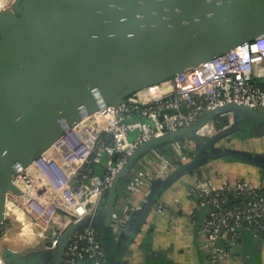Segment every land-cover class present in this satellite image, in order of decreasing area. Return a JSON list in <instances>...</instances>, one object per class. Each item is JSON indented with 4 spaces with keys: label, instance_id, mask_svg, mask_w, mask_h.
<instances>
[{
    "label": "water",
    "instance_id": "95a60500",
    "mask_svg": "<svg viewBox=\"0 0 264 264\" xmlns=\"http://www.w3.org/2000/svg\"><path fill=\"white\" fill-rule=\"evenodd\" d=\"M263 31L264 0H14L1 9L0 221L7 190L19 191L14 180L20 170L82 115L119 103ZM228 111L234 113L233 122ZM219 115L224 127L217 133L196 132ZM251 121L264 122V109L230 102L207 110L187 128L144 141L97 211L71 223L55 247L46 244L28 256L5 248L4 264H61L72 232L86 224L102 231L106 264H128L131 244L153 203L183 174L215 158L248 162L264 172V151L216 145ZM184 137L197 140V155L153 182L151 193L115 241L110 216L125 178L129 181L132 175L131 166L148 148L167 147L173 153L169 143Z\"/></svg>",
    "mask_w": 264,
    "mask_h": 264
},
{
    "label": "built area",
    "instance_id": "2783aa9c",
    "mask_svg": "<svg viewBox=\"0 0 264 264\" xmlns=\"http://www.w3.org/2000/svg\"><path fill=\"white\" fill-rule=\"evenodd\" d=\"M14 0H0V10ZM230 102L264 109V31L223 54L214 55L176 75L148 84L119 103L104 104L82 115L43 152L31 166L26 165L14 182L19 191L7 190L2 222L10 213L24 220L34 216L43 228L52 222L56 228L46 238L55 247L64 230L81 217L97 211L129 156L141 143L169 131L197 123L209 109ZM230 122L234 113L228 111ZM220 115L200 125L196 132L213 135L223 128ZM137 128L135 138L129 133ZM176 153L151 149L155 166H141L127 183L122 200H117L110 216L112 233L120 236L130 214L138 210L152 191L156 179L167 177L176 167L194 158L199 144L184 137L171 145ZM264 149V144H263ZM107 160L104 163L103 154ZM97 166L102 167L97 171ZM197 167L188 191L195 210L204 212L199 230L210 264L232 255L248 229L264 234V173L249 172L227 176L221 169L202 171ZM168 201L158 199L152 209L168 210ZM41 230L39 234H43ZM102 231L86 224L75 229L65 246L61 264H106Z\"/></svg>",
    "mask_w": 264,
    "mask_h": 264
},
{
    "label": "crops",
    "instance_id": "0c3cea01",
    "mask_svg": "<svg viewBox=\"0 0 264 264\" xmlns=\"http://www.w3.org/2000/svg\"><path fill=\"white\" fill-rule=\"evenodd\" d=\"M232 161L224 159V166L233 168L228 170L230 172L228 174L221 169L227 176L233 177L247 172L257 175L262 172L258 166L256 167L259 169L256 168L254 173V168L251 169L247 165L245 168L240 161L236 163ZM155 163L156 160L152 163L153 165L147 163L143 165L152 168ZM210 163L202 166L203 172H207L210 168L220 169ZM192 176L194 177L193 173H191ZM190 183H187L186 191ZM124 195L125 193L122 194L123 197ZM123 197L118 200H122ZM162 200L167 201L166 198ZM173 200L168 202L167 211L154 210L152 219L146 221L143 233L131 244L133 252L130 254L128 264H210L206 257V249L203 247L204 236L199 230V222L204 210L200 208L195 210L194 201L184 205L175 197ZM218 264H264V234L254 236L250 230L245 229L236 251Z\"/></svg>",
    "mask_w": 264,
    "mask_h": 264
},
{
    "label": "rangeland",
    "instance_id": "374dc122",
    "mask_svg": "<svg viewBox=\"0 0 264 264\" xmlns=\"http://www.w3.org/2000/svg\"><path fill=\"white\" fill-rule=\"evenodd\" d=\"M138 132V129L135 128L132 131H130L129 136L130 138H135L136 134ZM257 134V133H252ZM252 136V135H251ZM200 143L203 142L202 138H199ZM233 144V143H232ZM236 146L235 147H244V149L252 150V151H264L263 144H264V135H260L256 138H248L242 142V140H235ZM169 145H174V141H171ZM173 153H176V150L173 151ZM104 157V163L107 160L106 153L103 154ZM156 160V157L154 154H152L150 148L146 150V152L136 160V162L131 166L130 174L134 171L138 170L141 166H143L144 163H147L149 165H153ZM233 163L239 162V161H232ZM210 163V162H208ZM232 163V165H233ZM212 165L220 167L225 173H230L228 170H233L232 167L227 168L224 166V159L221 158H215L210 163ZM240 164H242L244 167L245 165L249 166V168H254V173H256V166L253 164H250L248 162L240 161ZM246 168V167H245ZM236 169V168H234ZM259 169V168H257ZM102 167L97 166V171H101ZM236 171V170H235ZM238 172V171H236ZM192 172H187L183 174L181 177H179L177 180H175L172 184H170L164 192L161 194L160 198H166L167 201H174L173 197H175L178 200L182 201L184 205H189L194 201V198L190 196V193H187L186 186L187 183H190L193 180V176L191 177ZM191 177V178H190ZM191 179V180H190ZM128 179L125 178L123 185L120 189V192L117 196V198L123 197L122 194L126 192ZM186 191V193H185ZM184 194L187 196H184ZM118 200V199H117ZM192 201V202H191ZM136 211H133L130 216L129 220H131L134 217ZM155 214V211L152 209L148 216L147 220L149 221L152 219L153 215ZM151 218V219H150ZM30 224L32 227V232L30 235L25 236L24 234H21V230L23 227V223L21 222V218H18L16 214L10 213L8 218H6L3 222L0 221V260H3L2 252L5 248H11L18 250L20 252H27L32 249L40 248L46 246V238L51 234V231L56 228L57 223L52 222L48 225H45L46 228H43L44 225H42L41 222H39L34 216H27L24 220V224ZM146 222H144L141 231L138 233L137 237H140L143 233L144 227ZM29 226H27L25 229L31 230ZM41 230H44L43 234H39ZM50 262V261H49Z\"/></svg>",
    "mask_w": 264,
    "mask_h": 264
},
{
    "label": "flooded vegetation",
    "instance_id": "af4514ba",
    "mask_svg": "<svg viewBox=\"0 0 264 264\" xmlns=\"http://www.w3.org/2000/svg\"><path fill=\"white\" fill-rule=\"evenodd\" d=\"M252 133H257V134H252ZM263 133H264V122L251 121L247 124H244L243 126H239V128L235 132L228 134L226 137H224L220 141L216 142V145L220 146V147L244 148L245 146L244 147H235L236 146V144H234L235 140H242V142H243L244 140H246L248 138H256V137H259L260 135H264ZM113 236H114V240L118 241V237L116 238V236L114 234H113ZM43 248H45V246L40 247V248H36V249H32V250H29L27 252H20L19 251V253L22 256H28V255H30L34 252H37ZM2 256H3V252H2ZM125 257H127V254L123 258L125 259ZM48 260H50V259H48ZM120 264H127V263L122 260L120 262Z\"/></svg>",
    "mask_w": 264,
    "mask_h": 264
},
{
    "label": "bare ground",
    "instance_id": "6f19581e",
    "mask_svg": "<svg viewBox=\"0 0 264 264\" xmlns=\"http://www.w3.org/2000/svg\"><path fill=\"white\" fill-rule=\"evenodd\" d=\"M32 164H33V163H30L28 166H31ZM27 226L31 227L30 224H28V223L25 225V228H26ZM30 229H31V228H30ZM2 257H3V256H2ZM0 264H4V259H3L2 261L0 260Z\"/></svg>",
    "mask_w": 264,
    "mask_h": 264
},
{
    "label": "trees",
    "instance_id": "16d2710c",
    "mask_svg": "<svg viewBox=\"0 0 264 264\" xmlns=\"http://www.w3.org/2000/svg\"><path fill=\"white\" fill-rule=\"evenodd\" d=\"M163 151L169 152V149L166 147V148H163Z\"/></svg>",
    "mask_w": 264,
    "mask_h": 264
}]
</instances>
